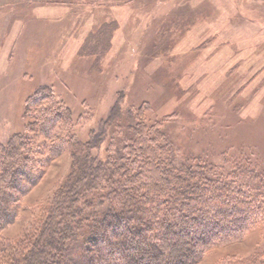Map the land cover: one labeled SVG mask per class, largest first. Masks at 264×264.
<instances>
[{"label": "rangeland", "instance_id": "1", "mask_svg": "<svg viewBox=\"0 0 264 264\" xmlns=\"http://www.w3.org/2000/svg\"><path fill=\"white\" fill-rule=\"evenodd\" d=\"M116 114L120 128H106ZM138 116L176 160L197 159L264 209V0H0V144L26 138L42 171L0 237L31 231L75 143L105 159ZM261 214L198 264L251 257Z\"/></svg>", "mask_w": 264, "mask_h": 264}, {"label": "trees", "instance_id": "2", "mask_svg": "<svg viewBox=\"0 0 264 264\" xmlns=\"http://www.w3.org/2000/svg\"><path fill=\"white\" fill-rule=\"evenodd\" d=\"M119 115L106 128L118 130ZM138 117L105 159L92 151L95 143H75L73 169L31 231L16 241L0 237V264H198L207 250L244 238L263 216L255 196L197 159L176 160L163 132ZM50 122L41 121L44 135ZM33 150L24 137L0 144V231L14 223L22 197L42 176ZM237 261L213 264H264V242Z\"/></svg>", "mask_w": 264, "mask_h": 264}]
</instances>
